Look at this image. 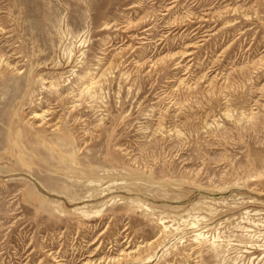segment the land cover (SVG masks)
<instances>
[{"label":"rangeland","instance_id":"rangeland-1","mask_svg":"<svg viewBox=\"0 0 264 264\" xmlns=\"http://www.w3.org/2000/svg\"><path fill=\"white\" fill-rule=\"evenodd\" d=\"M0 264H264V0H0Z\"/></svg>","mask_w":264,"mask_h":264},{"label":"bare ground","instance_id":"bare-ground-1","mask_svg":"<svg viewBox=\"0 0 264 264\" xmlns=\"http://www.w3.org/2000/svg\"><path fill=\"white\" fill-rule=\"evenodd\" d=\"M37 103V102H36ZM35 116H37V115H35ZM42 122V121H41ZM55 259V258H54ZM116 261V260H115Z\"/></svg>","mask_w":264,"mask_h":264}]
</instances>
